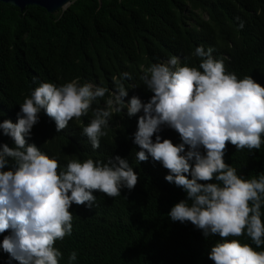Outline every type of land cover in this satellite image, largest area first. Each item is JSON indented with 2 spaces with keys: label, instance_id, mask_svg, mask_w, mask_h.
<instances>
[{
  "label": "trees",
  "instance_id": "1",
  "mask_svg": "<svg viewBox=\"0 0 264 264\" xmlns=\"http://www.w3.org/2000/svg\"><path fill=\"white\" fill-rule=\"evenodd\" d=\"M199 46L212 48L213 57L238 79L251 76L264 86V0H75L54 14L36 6L20 14L0 2V122H17L20 104L43 82L60 86L78 80L105 87V98L59 133L42 112L28 142L55 158L60 169L73 159L106 163L118 155L138 175L132 191L124 188L115 198L95 191L91 209L73 204L72 234L55 245L63 253L60 264H68L73 251L72 264H214L208 256L220 238H205L190 222H173L167 215L185 199L183 189L166 181L168 170L151 156L136 161L140 149L133 139L143 112L114 113L99 149L81 135L94 109L104 107L115 89L114 78L128 89L126 102L136 95L147 103L153 94L140 80L143 70L172 56L199 67L200 59L192 55ZM158 134L182 143L172 129ZM0 143H13L2 130ZM224 160L242 178L258 177L264 173V143L251 151H237L229 143ZM8 234H0V245ZM229 239L264 251L246 235ZM0 264L19 262L0 247Z\"/></svg>",
  "mask_w": 264,
  "mask_h": 264
},
{
  "label": "clouds",
  "instance_id": "2",
  "mask_svg": "<svg viewBox=\"0 0 264 264\" xmlns=\"http://www.w3.org/2000/svg\"><path fill=\"white\" fill-rule=\"evenodd\" d=\"M212 53L195 48L199 67L172 56L144 69L140 80L153 94L147 103L136 95L126 102L128 89L114 78L115 89L104 107L94 109L81 135L99 149L114 113L143 112L133 139L140 149L136 161L151 156L168 170L166 181L186 193L167 215L190 222L205 238H220L208 256L214 264H264V251L229 239L246 235L256 248L264 246V173L244 179L224 160L229 143L237 151L259 150L264 143V86L251 76L238 79ZM108 92L78 80L60 86L43 82L20 104L17 122H0L2 135L13 142L0 143V234L9 232L0 247L19 264H60L63 253L55 245L72 234L73 204L91 209L93 192L115 198L137 185V173L118 155L106 163L73 159L60 169L55 158L28 142L42 112L59 133ZM165 128L176 131L182 143L163 139L158 133ZM76 259L71 252L68 264Z\"/></svg>",
  "mask_w": 264,
  "mask_h": 264
},
{
  "label": "water",
  "instance_id": "3",
  "mask_svg": "<svg viewBox=\"0 0 264 264\" xmlns=\"http://www.w3.org/2000/svg\"><path fill=\"white\" fill-rule=\"evenodd\" d=\"M75 0H0L1 3L11 5L20 10L25 7L36 6L44 9L47 14H54L58 11H65Z\"/></svg>",
  "mask_w": 264,
  "mask_h": 264
}]
</instances>
